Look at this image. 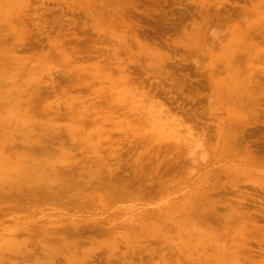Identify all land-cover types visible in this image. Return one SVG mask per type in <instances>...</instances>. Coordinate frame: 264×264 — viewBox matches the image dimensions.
<instances>
[{
  "label": "rangeland",
  "instance_id": "1",
  "mask_svg": "<svg viewBox=\"0 0 264 264\" xmlns=\"http://www.w3.org/2000/svg\"><path fill=\"white\" fill-rule=\"evenodd\" d=\"M0 264H264V0H0Z\"/></svg>",
  "mask_w": 264,
  "mask_h": 264
}]
</instances>
